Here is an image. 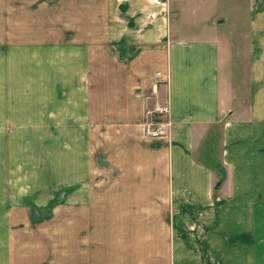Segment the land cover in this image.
Here are the masks:
<instances>
[{"label":"crops","instance_id":"obj_1","mask_svg":"<svg viewBox=\"0 0 264 264\" xmlns=\"http://www.w3.org/2000/svg\"><path fill=\"white\" fill-rule=\"evenodd\" d=\"M235 4L0 0V165L14 134L47 149L26 161L44 174L17 177L28 188L12 206L28 213L7 223L0 207V264H264V0L244 16ZM240 38L254 54L246 102L230 80ZM108 48L128 63L111 66L104 82L121 95L103 115V81L87 94L83 55ZM5 55L81 56L75 72H56L48 57L45 88L24 95ZM157 71L167 84L154 86ZM168 97L171 133L148 137L145 110ZM0 187L1 205L4 176Z\"/></svg>","mask_w":264,"mask_h":264},{"label":"rangeland","instance_id":"obj_2","mask_svg":"<svg viewBox=\"0 0 264 264\" xmlns=\"http://www.w3.org/2000/svg\"><path fill=\"white\" fill-rule=\"evenodd\" d=\"M244 0H236V7L237 11H239V4L241 3L242 6L244 7V11L241 12L242 16L247 12V9H249V2L250 0H245V4L243 2ZM232 3V1L230 2ZM234 10V9H233ZM221 11L225 13V15L229 18V20L232 22L236 21L235 24H231L232 26H242L240 19L242 20V17L236 13L230 12L228 13L227 5L225 7L223 6L221 8ZM234 19V21H233ZM230 24H228L229 26ZM241 37V36H240ZM236 43H233L236 49L237 46V41L239 39L233 38ZM242 42L245 44V46L242 45L243 47V54L239 55H230L231 60H230V67L231 70L232 68L236 70V78H230L231 82L237 83L239 86L240 94L239 100L241 101H247L249 99V87H250V78L252 77V69H253V55L250 54L248 51V46L252 44V41H250L249 38H240ZM231 40V39H230ZM240 40V41H241ZM109 49H107L108 53H103V54H90V55H83L84 57V68L86 70V78H84V81L86 83L85 89L87 91V94L91 95L93 94V91L95 92V86H93V82L95 80L98 81H103L101 86V93L103 95V104L99 108L103 111V115L105 114L106 110L109 108L110 103L108 102L110 97L113 96L116 98L117 96L120 97L121 93L113 92L114 89L111 88L108 85V81L111 76V66L114 64L116 67V63L119 62L121 64L126 65L128 62H126V59L128 57L124 56L123 58L119 57L118 54H112L109 53ZM2 56V55H0ZM6 60H5V69L7 71V76L11 74L12 71H15L17 74V79H18V91L17 93L19 94H28L31 92L32 89H36L37 86L41 88H45L46 84V73L50 72V68H52L51 64L47 60L48 57H52L53 60V68L56 70V72H61L62 70H69L71 72H75V66L78 61V56L81 55H5ZM61 56L68 62L70 58V63L69 67L65 66L62 64L61 60H58L59 58L61 59ZM133 55H129V58ZM126 57V59H125ZM10 58H16L14 62L9 61ZM118 59V61H117ZM111 60L113 63H111ZM116 61V62H115ZM117 69L114 68V72H116ZM116 74V73H115ZM153 76V75H152ZM151 76V77H152ZM153 82V79H152ZM84 83V82H83ZM100 87L96 88V91H99ZM138 89L134 90V96L137 97ZM161 96V95H160ZM21 100V99H20ZM161 100V99H159ZM24 106H27V102H23ZM115 104V103H112ZM20 113V112H19ZM102 115V122H107L109 121V116ZM98 120V121H97ZM93 120L96 123L99 122V119ZM14 139L12 140L11 143L12 145H8L6 147V156H7V162L4 166L0 165V180L3 178V176L6 179V201L4 204H1L0 207L6 209L5 215H6V222H14L18 217H20L24 212L26 211H21V210H27L26 208H19V207H14L12 206V202L15 200H19V190L21 188H28L26 183H21L22 181L20 179L17 180L18 176H39V174H44L45 173V168L44 166H37L35 165V162H26L27 160H32L36 157H43L44 158V151L46 149V143L43 142L40 144L36 140V136L32 134H14ZM55 142V147H59L62 145L61 143V135L56 134L54 138ZM92 142V140H91ZM38 149V150H37ZM39 151V152H38ZM49 151V150H48ZM46 157V156H45ZM56 157V153L54 155ZM100 155H98V158L96 161H99ZM16 162V163H15ZM23 163H27V165H23ZM98 168V167H97ZM99 169V168H98ZM4 170V172H3ZM102 171V170H101ZM99 172V171H97ZM103 172V171H102ZM64 183L62 182H56V185H54V188H58L62 186ZM4 189L0 187V193H2ZM17 192L18 197L10 198L11 194H15ZM12 194V195H13ZM4 192L0 195L3 196ZM16 195V194H15ZM28 212H26L27 214ZM1 210H0V216L1 215ZM18 216V217H17ZM1 220V219H0ZM18 222V221H16Z\"/></svg>","mask_w":264,"mask_h":264},{"label":"built area","instance_id":"obj_3","mask_svg":"<svg viewBox=\"0 0 264 264\" xmlns=\"http://www.w3.org/2000/svg\"><path fill=\"white\" fill-rule=\"evenodd\" d=\"M153 84L158 87L160 84L169 82V73L157 71L153 77ZM143 129L148 137H168L171 133V101L168 97L164 100H156L152 108L145 110Z\"/></svg>","mask_w":264,"mask_h":264}]
</instances>
